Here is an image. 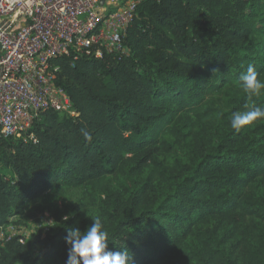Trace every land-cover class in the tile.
I'll list each match as a JSON object with an SVG mask.
<instances>
[{
    "label": "trees",
    "instance_id": "16d2710c",
    "mask_svg": "<svg viewBox=\"0 0 264 264\" xmlns=\"http://www.w3.org/2000/svg\"><path fill=\"white\" fill-rule=\"evenodd\" d=\"M123 43L120 60L54 58L77 115L0 137V227L53 221L0 245V264H65L67 229L97 216L129 264H264V120L230 126L264 107L239 81L249 65L264 80V0H140Z\"/></svg>",
    "mask_w": 264,
    "mask_h": 264
},
{
    "label": "built area",
    "instance_id": "2783aa9c",
    "mask_svg": "<svg viewBox=\"0 0 264 264\" xmlns=\"http://www.w3.org/2000/svg\"><path fill=\"white\" fill-rule=\"evenodd\" d=\"M140 0H0V137L35 140L31 128L50 110L77 115L65 90L55 84L53 59L127 55L123 38ZM47 212L35 230L11 219L0 227V245L20 243L52 226Z\"/></svg>",
    "mask_w": 264,
    "mask_h": 264
},
{
    "label": "clouds",
    "instance_id": "9594fccd",
    "mask_svg": "<svg viewBox=\"0 0 264 264\" xmlns=\"http://www.w3.org/2000/svg\"><path fill=\"white\" fill-rule=\"evenodd\" d=\"M258 75L255 67L249 65L246 72L241 73L239 77L240 86L250 100L264 94V80L259 79ZM245 107L248 108L249 105L246 104ZM258 120H264V107L253 103L248 111L233 112L230 126L239 132L244 126L252 125ZM81 133L87 141L92 140L90 132L86 129H81ZM91 218L93 223L85 231H81L79 227L67 229L64 239L69 247L65 264H129L127 251L109 250V234L102 219L98 216ZM64 219L67 220L68 217L65 216Z\"/></svg>",
    "mask_w": 264,
    "mask_h": 264
},
{
    "label": "rangeland",
    "instance_id": "374dc122",
    "mask_svg": "<svg viewBox=\"0 0 264 264\" xmlns=\"http://www.w3.org/2000/svg\"><path fill=\"white\" fill-rule=\"evenodd\" d=\"M80 197H81V192L79 190L69 189L66 191L64 195L60 196V199L57 202H60L63 200L67 202H74V201H77ZM38 216L39 214H37L35 217H32L24 221V224L26 225V227H28L29 230L36 229V226H37L36 222H37ZM21 223L22 222H20L19 224Z\"/></svg>",
    "mask_w": 264,
    "mask_h": 264
}]
</instances>
